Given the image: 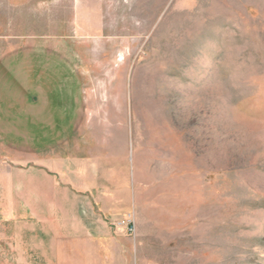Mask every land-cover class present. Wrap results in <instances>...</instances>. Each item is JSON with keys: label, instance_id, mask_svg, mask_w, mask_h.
<instances>
[{"label": "rangeland", "instance_id": "rangeland-1", "mask_svg": "<svg viewBox=\"0 0 264 264\" xmlns=\"http://www.w3.org/2000/svg\"><path fill=\"white\" fill-rule=\"evenodd\" d=\"M62 157L128 183L140 264H264V0H0V216Z\"/></svg>", "mask_w": 264, "mask_h": 264}, {"label": "crops", "instance_id": "crops-1", "mask_svg": "<svg viewBox=\"0 0 264 264\" xmlns=\"http://www.w3.org/2000/svg\"><path fill=\"white\" fill-rule=\"evenodd\" d=\"M53 167L43 165V180L29 170L26 201L4 197L10 206L0 216L3 264L142 263L141 242L118 225L135 201L130 188L122 192L128 183L118 187L114 175L100 176L93 157H62L59 170Z\"/></svg>", "mask_w": 264, "mask_h": 264}, {"label": "built area", "instance_id": "built-area-1", "mask_svg": "<svg viewBox=\"0 0 264 264\" xmlns=\"http://www.w3.org/2000/svg\"><path fill=\"white\" fill-rule=\"evenodd\" d=\"M118 225L125 227L128 235H135L137 232V227L131 216L121 222H118Z\"/></svg>", "mask_w": 264, "mask_h": 264}]
</instances>
